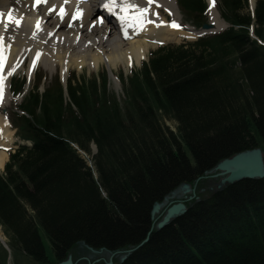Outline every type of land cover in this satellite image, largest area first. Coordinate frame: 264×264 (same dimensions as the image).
Returning a JSON list of instances; mask_svg holds the SVG:
<instances>
[{
	"label": "trees",
	"instance_id": "trees-1",
	"mask_svg": "<svg viewBox=\"0 0 264 264\" xmlns=\"http://www.w3.org/2000/svg\"><path fill=\"white\" fill-rule=\"evenodd\" d=\"M178 4L195 26L207 21L205 0ZM220 8L230 28L153 51L122 77V102L106 73L72 75L67 96L58 78L40 92L39 77L11 117L32 146H19L0 171V225L13 253L47 264L45 239L57 260L80 242L134 247L152 205L177 185L241 151H264V0L254 13L248 0ZM12 86L21 92L25 79ZM91 144L89 165L79 150L89 154ZM0 264H8L1 243ZM116 264H264V178L192 202Z\"/></svg>",
	"mask_w": 264,
	"mask_h": 264
},
{
	"label": "bare ground",
	"instance_id": "bare-ground-1",
	"mask_svg": "<svg viewBox=\"0 0 264 264\" xmlns=\"http://www.w3.org/2000/svg\"><path fill=\"white\" fill-rule=\"evenodd\" d=\"M250 1L253 5L254 0ZM126 3L137 8L125 10L123 6ZM106 4L109 7L104 8ZM144 7L148 11L138 16V11ZM162 8L172 15L179 13L176 0H112L111 3L110 0H92L79 5H70L65 0H41L40 3L36 0H0V38H3L0 42V139H12L2 109L11 96V76L23 67L27 57L31 59L29 72L39 62L52 67L59 61L64 69H68L71 63L79 67L85 64L98 67L105 60L109 62L112 72L118 60H127L131 66L147 60L154 49L151 36L163 39L194 38L202 33L192 26L184 29L172 26L173 21L169 22L166 16L158 12ZM109 12L115 13L120 21L118 18L117 21L107 19L106 14ZM9 13H12L10 21L24 22V29L16 30L7 37L3 35L1 27L6 24ZM210 15L215 29L225 27V22L219 19L214 0H211ZM38 21L41 23L34 30L44 29L43 34L32 39L28 31ZM7 160L8 152L0 149L1 170ZM3 236L0 232L2 241L5 240Z\"/></svg>",
	"mask_w": 264,
	"mask_h": 264
},
{
	"label": "rangeland",
	"instance_id": "rangeland-1",
	"mask_svg": "<svg viewBox=\"0 0 264 264\" xmlns=\"http://www.w3.org/2000/svg\"><path fill=\"white\" fill-rule=\"evenodd\" d=\"M256 1L257 0H254L253 5H252V2L249 0V6H250L251 10H253V6L255 5ZM210 3H211V0H210ZM177 6H178V4H177ZM215 8L217 10L216 6H215ZM218 9L221 12L220 6L218 7ZM165 10L166 9L162 8L158 12L162 16L167 17V13L165 12ZM178 10H179L178 14H176V15L169 14L168 18L170 21L174 20V21L178 22L180 20V17H181L182 21L180 23L182 26L184 25V28H185V26L187 25V22H188L186 20L187 18H185V16H183L184 14L180 13L179 7H178ZM219 11L217 10L218 14H219ZM221 18L222 17L219 14V19H221ZM182 34H185V36L189 37L186 33H182ZM191 37H193V36H191ZM155 38H156V40L155 39L153 40L154 49H152L151 51L156 50L158 47H160V45H158L160 42H165L167 40H170V39H163L161 37H156V36H155ZM181 38H185V37L174 38L175 40H170L171 42L168 41L166 43L167 44L168 43H176V44L182 43L184 40H182ZM149 57H150V54L148 55V59H149ZM29 59L30 58H27V60L25 62V67L29 64V62H30ZM148 59L146 61H148ZM146 61H143V62H146ZM143 62L139 65L131 66V65H128L127 60L126 61L125 60H118L113 65L114 69H112V72L110 70V67L108 66L109 62L106 60L102 61L98 65V67L97 66H89V64H85L82 67H79V65L77 66L75 63H71L69 65L68 69H64L62 63H60L59 61H56V64L52 67L47 66V64L45 65L43 62H39L41 64L39 65L38 70L36 71V74L32 78L35 79L37 75L39 76L41 71H44L45 74L48 75L47 80H50L51 76L56 74V72L60 71L59 73H61V67H62V72L64 75L68 70L67 77H69L71 75V73L74 72V73H76L75 75L77 78L82 79L83 77H85V79H87V80L92 79L94 77H97L98 79H100L102 74L104 75V73H106L107 80H108L109 93H115L117 95L118 100L120 102H122L124 99V89H123V84H122V80H121L122 77L126 78L133 71L139 70L141 68ZM35 68H36V66H35ZM20 69H22V67L19 68L18 70H16L14 73H17ZM31 72H29V73H31ZM72 75H73V73H72ZM54 79L55 78H53L51 81H48L46 83V85L51 86V83L54 81ZM40 89H41V91L44 90L43 85H42V87H40ZM20 98L13 97L11 99V96L9 95V102L5 105V107H7V116H8L9 111L14 109V107L17 105V103H19ZM3 109H2V111H3ZM3 115H5V114L3 113ZM165 124L168 125L172 130H176V122L175 121H170V120L165 119ZM9 130H10V132L15 133V131L11 128V126H10ZM10 135H11V133H10ZM15 147H16V145H13L12 147H10V150H13ZM90 150H91V153L88 154V153L82 151L81 155L88 161L89 165H92V162H91L92 156L97 153L96 145L91 144ZM218 172L219 171L217 169L212 168L211 170H208L205 173V176L200 178L199 180L191 183L190 185L185 183V185H187V187H186L187 189L182 185L180 187L174 189L172 191L173 192L172 193V196H173L172 199H174V198H181V199L187 198V203L191 204L192 202H194L198 199H203L204 197L211 195L222 184V179L224 178V175L220 176V175H218ZM185 193H187L188 195H184ZM160 213L156 214V216L159 215ZM163 215L159 218L158 221L162 220ZM0 232L2 234H4L3 238L5 237V240L7 243L8 237L3 232L2 227L0 229ZM45 244H46L45 250L48 253V258L50 260V263H48V264H54L56 262V258H54L53 254H52L51 246H50L49 242L47 241V239H45ZM69 254L73 257L74 261L76 260V262L74 264H94V261H96L97 259H101V258L106 259L107 262H114L113 264H116L126 254V252H120V253H115V255H111L110 252H105L103 249H92L91 247H89L84 242H80V243H78L77 246H75L70 251ZM81 257H85V258L83 259ZM9 264H37V263L32 258H30L29 256H24V255L18 254L16 252L13 253V251H12L11 257L9 259Z\"/></svg>",
	"mask_w": 264,
	"mask_h": 264
},
{
	"label": "water",
	"instance_id": "water-1",
	"mask_svg": "<svg viewBox=\"0 0 264 264\" xmlns=\"http://www.w3.org/2000/svg\"><path fill=\"white\" fill-rule=\"evenodd\" d=\"M210 27H212L211 24L206 23L203 25L204 29H208ZM215 169L219 171L218 175H224V178L222 179L223 185L234 184L245 179L264 178V151L261 147L241 151L230 157L222 159L217 163ZM184 187H187V185L184 184ZM163 205V203H156L153 206L152 219L154 222L147 232L145 238L136 247H134V249L139 248L150 239L155 222H157L163 214L162 220L157 222L158 229H162L163 227L167 226L174 219L183 215L188 210L185 201H169L167 198L165 208L159 215L156 216V214L160 212V208ZM0 242L9 251L8 245L2 240H0ZM134 249L127 250L126 252L130 253ZM124 259L125 257H123L122 260ZM57 264H73L72 256L70 255L66 260L60 261Z\"/></svg>",
	"mask_w": 264,
	"mask_h": 264
},
{
	"label": "flooded vegetation",
	"instance_id": "flooded-vegetation-1",
	"mask_svg": "<svg viewBox=\"0 0 264 264\" xmlns=\"http://www.w3.org/2000/svg\"><path fill=\"white\" fill-rule=\"evenodd\" d=\"M216 166V165H215ZM215 166L213 167V168H215ZM212 169V168H211ZM211 169H209V170H211ZM208 170H206L205 171V173L207 172ZM204 173V174H205ZM198 179H196L195 181H197ZM194 181V182H195ZM191 184L190 182H187V181H184V182H182V183H180L179 185H177V187H175L174 189H176V188H178V187H180L181 185L182 186H184V184ZM186 188V187H185ZM173 189V190H174ZM187 189V188H186ZM172 190V191H173ZM170 192L168 195H166L164 198H163V200H161V201H157V202H155L153 205H152V208H151V212H150V218L152 219V209H153V206L156 204V203H163L164 205L160 208V212H162L163 211V209L165 208V204H166V199L168 198L169 199V201L170 200H174V201H185L186 202V204H188L187 203V198H183V199H181V198H174V199H172L173 198V196H172V193L173 192ZM186 192V191H185ZM184 195H188L187 193H185ZM159 212V213H160ZM180 217V216H179ZM178 217V218H179ZM153 219H152V221H151V225L153 224ZM158 222V221H157ZM157 222H155V224H154V226L157 224ZM151 225H150V227H151ZM169 225V224H168ZM150 229V228H149ZM149 231V230H148ZM92 248V247H91ZM92 249H96V248H92ZM99 249H103L105 252H110L111 253V255H115V253H120V252H122L121 250H116V251H110V250H107V249H105V248H99ZM70 256V254H68L67 255V257L66 258H64V259H62V260H57L56 259V262L54 263V264H57V263H59L60 261H63V260H66L68 257ZM55 257V256H54ZM56 258V257H55ZM81 258H85V257H81ZM80 258V259H81ZM72 259H73V257H72ZM122 259V258H121ZM76 262V260L74 261V259H73V264ZM49 263H50V260H49ZM98 263H105V264H108V262H107V260L106 259H104V258H101V259H97L96 261H94V264H98ZM48 264V263H47Z\"/></svg>",
	"mask_w": 264,
	"mask_h": 264
},
{
	"label": "snow or ice",
	"instance_id": "snow-or-ice-1",
	"mask_svg": "<svg viewBox=\"0 0 264 264\" xmlns=\"http://www.w3.org/2000/svg\"><path fill=\"white\" fill-rule=\"evenodd\" d=\"M36 2H37V3H40L41 0H36ZM111 2H112V0H110V3H111ZM104 6H105V7H109L108 4H106V5H104ZM123 7L125 8V10H127V9H132V8H137L136 5H133V4H131V3H126ZM61 11H63V9H61ZM78 11H80V10L78 9ZM147 11H148V8H147V7H144L143 9H140V10L138 11V16H142V15H143L144 13H146ZM8 19H9V20L12 19V17H11L10 14H9ZM121 19H124V17H121ZM18 22H19V21H17V23H18ZM172 26H174V27H179V25H177L175 21L172 22ZM38 55H39V54H38Z\"/></svg>",
	"mask_w": 264,
	"mask_h": 264
}]
</instances>
